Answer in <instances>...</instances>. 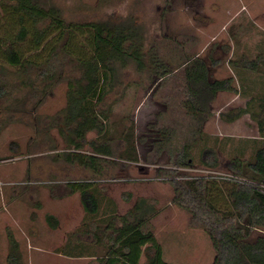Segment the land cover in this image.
<instances>
[{"label": "rangeland", "instance_id": "374dc122", "mask_svg": "<svg viewBox=\"0 0 264 264\" xmlns=\"http://www.w3.org/2000/svg\"><path fill=\"white\" fill-rule=\"evenodd\" d=\"M44 2L56 5L67 21L131 18L142 31L145 49L155 46L159 58L169 63L171 74L152 84L147 73L137 74L132 66L120 70L118 83L103 103L108 115L105 137L113 155L102 158L104 173L100 178L61 157L72 152L65 150L64 141L53 126L54 122L59 123L57 114L66 105L65 82L55 83L45 93L40 92V87L37 94L14 90L8 99L0 101V264H7V230L18 241L24 264H97L93 258L58 253L69 234L88 221L79 194L67 189L68 182L84 180H95L119 215L125 214L138 198L149 200L158 210L150 224L165 261L210 264L214 252L208 237L192 227L190 215L172 202L169 178L158 175L160 171L174 170L170 155L157 151L153 143L159 138L157 131L164 129L172 132L175 146L191 138L192 123L182 108L183 68L177 69L183 55L224 59L225 63L212 69V78H231L232 86L238 87L236 65L241 55L255 57L264 42V0ZM226 46L227 55L223 52ZM10 81L15 82L12 76ZM233 106L232 94L216 97L212 115L203 124V136L191 151L192 167L176 168L179 179L206 177L202 171L208 168L200 163L205 147L214 149L221 163L233 156L235 147L240 150V146H245L247 158L251 157L255 142L235 139L234 134L223 137L228 129L221 113ZM130 130L136 144V161L118 158L125 150V133ZM241 133L256 136V131L242 129ZM95 138L94 133L87 135V140ZM84 150L82 153L88 152L87 148ZM210 171L226 172L222 168ZM46 215L57 219L56 229L46 224ZM79 239L88 240L86 236Z\"/></svg>", "mask_w": 264, "mask_h": 264}, {"label": "trees", "instance_id": "16d2710c", "mask_svg": "<svg viewBox=\"0 0 264 264\" xmlns=\"http://www.w3.org/2000/svg\"><path fill=\"white\" fill-rule=\"evenodd\" d=\"M223 52L227 55L229 47ZM222 63L224 59L213 55H183L177 69L183 68L182 108L192 123L191 138L175 146L170 130L157 131L159 138L153 147L167 151L169 163L175 167L158 175L169 178L172 202L190 215L192 227L208 237L214 252L210 264H264V192L259 188L264 184V116L255 120L261 140H251L255 142L251 157H230L221 163L212 148L205 147L200 154L204 168H222L250 184L214 178L179 179L176 173V168L192 167L191 151L203 136V124L212 115L217 94L235 91L231 78H212V69ZM249 63L246 60L248 67ZM129 66L137 74L147 73L152 84L171 74L169 63L159 58L155 46L145 49L142 31L131 18L67 21L56 5L44 0H0V101L14 90L37 94L40 87L45 93L55 83L65 82L66 105L57 114L59 123L53 126L65 150L72 152L61 157L96 178L104 173L102 158L113 155L105 137L108 115L103 103L118 83L120 70ZM244 112L231 110L221 117L234 121ZM89 133L96 138L87 140ZM123 142L125 150L118 158L136 161L132 130L125 133ZM85 148L88 152L82 153ZM67 189L79 194L88 221L69 234L59 254L93 258L97 264H172L165 261L151 228L158 210L149 200L138 198L119 215L95 180L71 181ZM45 222L51 229L58 227L52 215H46ZM6 235L7 264H24L18 241L10 230ZM80 236L88 240L82 241Z\"/></svg>", "mask_w": 264, "mask_h": 264}, {"label": "crops", "instance_id": "0c3cea01", "mask_svg": "<svg viewBox=\"0 0 264 264\" xmlns=\"http://www.w3.org/2000/svg\"><path fill=\"white\" fill-rule=\"evenodd\" d=\"M258 47L255 57L247 58L241 55L240 61L236 65V72L239 76L240 84L235 88V91L233 93L220 92L217 94L219 97L222 94H232L234 97V106L231 110L234 113L239 109L245 111L241 117L234 121L223 120L225 129H228L227 132L225 131L224 134L226 135H223V137H227L229 134H234L235 139L261 140L255 120L257 119V116H264V42ZM246 60H249L250 62L249 67L245 64ZM231 110H228L225 113H229ZM242 129L245 131H256V136H243L241 133ZM236 148L237 147L233 150L234 153L232 154L233 156H231L232 158H247L246 149H244L245 147L240 146V150H236ZM140 262L144 263L142 258Z\"/></svg>", "mask_w": 264, "mask_h": 264}, {"label": "built area", "instance_id": "2783aa9c", "mask_svg": "<svg viewBox=\"0 0 264 264\" xmlns=\"http://www.w3.org/2000/svg\"><path fill=\"white\" fill-rule=\"evenodd\" d=\"M202 172L206 173V177L205 178H214V179H218V180H227V181H231V182H235V183H239V184H250V182H248L247 180H245L242 177L233 175L231 173H221V172H215V171H210V170H203ZM198 177H188L187 179H197ZM259 188L261 191L264 192V184L259 185Z\"/></svg>", "mask_w": 264, "mask_h": 264}]
</instances>
